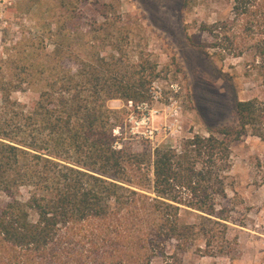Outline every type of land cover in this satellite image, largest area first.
<instances>
[{"label": "trees", "instance_id": "16d2710c", "mask_svg": "<svg viewBox=\"0 0 264 264\" xmlns=\"http://www.w3.org/2000/svg\"><path fill=\"white\" fill-rule=\"evenodd\" d=\"M224 4L188 40L219 60L248 54L264 90V0ZM91 12L49 15L0 53V264H182L199 235L214 237L199 220L228 221L231 144L264 139V99L252 97L235 102L234 125L125 145L126 111L108 102L145 104L164 70L128 27H89L109 17Z\"/></svg>", "mask_w": 264, "mask_h": 264}, {"label": "rangeland", "instance_id": "374dc122", "mask_svg": "<svg viewBox=\"0 0 264 264\" xmlns=\"http://www.w3.org/2000/svg\"><path fill=\"white\" fill-rule=\"evenodd\" d=\"M91 9L109 17L89 27L112 36L128 27L133 50L144 48L164 70L145 104L108 102L125 109L120 131L122 142L132 149L176 146L193 133L234 125L237 100L264 99L260 78L248 68V54L219 60L188 40L201 21L226 16L224 0H0L1 56L5 58V50L24 32L37 33L49 15H94ZM35 95L14 94L25 102ZM225 187L228 221L199 220L200 230L213 229L214 237L207 243L199 235L182 255V264H264V139L248 134L231 144Z\"/></svg>", "mask_w": 264, "mask_h": 264}, {"label": "built area", "instance_id": "2783aa9c", "mask_svg": "<svg viewBox=\"0 0 264 264\" xmlns=\"http://www.w3.org/2000/svg\"><path fill=\"white\" fill-rule=\"evenodd\" d=\"M0 15H2V11H1ZM128 102H129L130 105L132 104L130 101H128Z\"/></svg>", "mask_w": 264, "mask_h": 264}]
</instances>
